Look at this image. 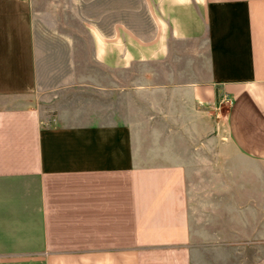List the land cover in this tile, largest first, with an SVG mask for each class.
Instances as JSON below:
<instances>
[{"label": "crops", "instance_id": "0c3cea01", "mask_svg": "<svg viewBox=\"0 0 264 264\" xmlns=\"http://www.w3.org/2000/svg\"><path fill=\"white\" fill-rule=\"evenodd\" d=\"M246 240L264 0H0V264H238Z\"/></svg>", "mask_w": 264, "mask_h": 264}, {"label": "rangeland", "instance_id": "374dc122", "mask_svg": "<svg viewBox=\"0 0 264 264\" xmlns=\"http://www.w3.org/2000/svg\"><path fill=\"white\" fill-rule=\"evenodd\" d=\"M125 15H126V21L131 24L132 26H135L139 29L143 28H148V25L145 21L144 18H142L141 13L138 11H135V15L128 10H125ZM139 16L140 19L139 20ZM137 20L140 21L137 23ZM144 21V23H142ZM141 27V28H140ZM25 100L24 97H18L16 98L15 104L16 103H21ZM13 101V102H14ZM228 102L225 101L224 107H223V123H226V117H225V112L227 109ZM238 246V251H239V256H238V264H264V241L261 242H250V241H245V242H240L237 243ZM263 250V254H261V250Z\"/></svg>", "mask_w": 264, "mask_h": 264}]
</instances>
